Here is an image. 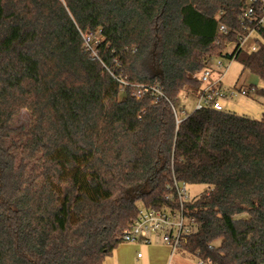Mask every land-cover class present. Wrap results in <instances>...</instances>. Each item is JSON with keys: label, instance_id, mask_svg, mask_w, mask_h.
Segmentation results:
<instances>
[{"label": "trees", "instance_id": "obj_1", "mask_svg": "<svg viewBox=\"0 0 264 264\" xmlns=\"http://www.w3.org/2000/svg\"><path fill=\"white\" fill-rule=\"evenodd\" d=\"M263 17L264 0H0V264H104L141 207L178 206L174 181L207 188L186 254L264 264V116L174 110L215 59L264 99V43L242 46Z\"/></svg>", "mask_w": 264, "mask_h": 264}, {"label": "built area", "instance_id": "obj_2", "mask_svg": "<svg viewBox=\"0 0 264 264\" xmlns=\"http://www.w3.org/2000/svg\"><path fill=\"white\" fill-rule=\"evenodd\" d=\"M250 2L253 3L256 2V0H250ZM252 13L253 9L248 7L246 16H250ZM259 24L264 26V17L260 19ZM227 32V28L224 25H220L218 39ZM245 39L246 38L242 39V44ZM84 41L87 50L94 52V48L98 43V38L85 36ZM255 49L256 48H253V50ZM223 67V63L219 60L217 62V68L221 69ZM213 74V69L208 68L200 75L203 87L199 93L198 102L195 107L196 110H200L204 107H212L217 111H223L224 108L220 102L222 98L233 99L238 96H249V91L252 92L255 90V88H252L247 91L240 86L239 88L226 92L222 88V76L214 79ZM122 83H124L123 80ZM152 91L157 97L165 98L160 88L156 87ZM174 110L177 114L175 108ZM181 120L182 119L178 117V123H180ZM187 187L188 185L185 183L174 181L173 186L170 188V193L166 196L168 202L178 206L164 207L162 209H147L141 207L137 219L124 233L122 237L123 243L150 244L152 242V237H159L163 244L172 249L173 253L182 249L187 241V236L192 231V227H197L194 220L188 218L186 215L185 205L187 202L191 201Z\"/></svg>", "mask_w": 264, "mask_h": 264}, {"label": "rangeland", "instance_id": "obj_3", "mask_svg": "<svg viewBox=\"0 0 264 264\" xmlns=\"http://www.w3.org/2000/svg\"><path fill=\"white\" fill-rule=\"evenodd\" d=\"M256 39H259L264 43L263 37L258 32L253 31L242 44L243 48L249 51L253 50V48H256ZM232 49L233 47H230L229 51H232ZM219 60L224 65V67L221 69L217 68V62ZM211 66L218 71L215 78L219 76L223 77L222 88L226 92L228 90L239 88L240 86H242L243 89L247 91L250 90L251 86H256L257 88L262 87L260 79L257 76L253 75L248 76V73L244 72L243 66L236 61L230 62L226 59H215L214 61H212ZM241 82H243V85H240ZM254 91H252L251 95L249 96H238L233 99L222 98L220 102L224 108V111L230 114H237L241 116H247L255 120H261L264 116V99L259 98ZM194 103H196L195 95H187L186 93H183L174 104L177 116L180 119H183L186 113H191L194 110ZM31 123L32 117L27 110L22 111L15 120V126H24L27 129L31 126ZM187 188L191 200L198 198L207 190V188L203 185H188ZM179 251H183V249H180ZM199 263L203 262L200 261L197 257L189 255L188 261L182 264ZM173 264H179L178 258L173 261Z\"/></svg>", "mask_w": 264, "mask_h": 264}, {"label": "crops", "instance_id": "obj_4", "mask_svg": "<svg viewBox=\"0 0 264 264\" xmlns=\"http://www.w3.org/2000/svg\"><path fill=\"white\" fill-rule=\"evenodd\" d=\"M214 74L218 71L212 67ZM249 76V75H248ZM222 81H223V77ZM240 85H243L241 82ZM196 103H194V108ZM188 254L184 251L172 252V249L161 241L159 237H152L150 244L146 243H123L114 253L107 258L104 264H173L176 258L178 263L182 264L188 261ZM180 260V261H179Z\"/></svg>", "mask_w": 264, "mask_h": 264}]
</instances>
